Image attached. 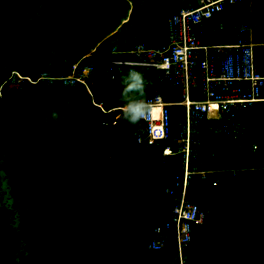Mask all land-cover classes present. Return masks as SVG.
<instances>
[{"label": "trees", "instance_id": "16d2710c", "mask_svg": "<svg viewBox=\"0 0 264 264\" xmlns=\"http://www.w3.org/2000/svg\"><path fill=\"white\" fill-rule=\"evenodd\" d=\"M252 2L264 12V0ZM182 3L0 0V264L175 263L172 242L161 252L148 245L163 222L150 220L169 215L173 205L165 189L182 169V154L163 159L164 142L135 143V125L113 110L124 103L127 75L92 77L91 94L83 85L31 83L14 73L33 80L44 72L62 76L95 48L164 44L168 18ZM142 74L144 99L154 89L167 101L181 98L152 70ZM36 91L55 104L43 115L32 99ZM62 96L72 98L67 108L58 107ZM171 109L176 136L183 107ZM244 119L241 140L213 138L208 122L200 128L202 145L191 166L207 174L193 176L189 196L208 215L196 228L187 264H264V106L247 108ZM111 132L120 162L112 167L104 156ZM173 137L167 143L178 151ZM67 175L81 184L75 192Z\"/></svg>", "mask_w": 264, "mask_h": 264}, {"label": "built area", "instance_id": "2783aa9c", "mask_svg": "<svg viewBox=\"0 0 264 264\" xmlns=\"http://www.w3.org/2000/svg\"><path fill=\"white\" fill-rule=\"evenodd\" d=\"M245 1L183 0L179 9L168 18L164 44L151 45L141 41L128 49L114 46L110 50L99 51L95 48L72 65L70 74L62 76L44 72L33 80L19 72L14 73L20 80L31 83L60 81L69 87L83 85L93 94L92 77L102 75L115 81L131 70L141 73L152 70L161 82L180 88L178 101H167L160 94L145 98L158 103L162 115L155 120L140 121L134 132L138 145L167 143L175 136L171 107H183V120L173 137L179 145L178 151L167 143L162 152L163 159L182 154V169L175 174L173 184L165 189L173 205L167 219L154 226V236L148 245L150 250L161 252L167 250L172 242L174 264H187L196 228L205 224L208 215V210L189 196L193 176L200 174L206 177L207 174V171L191 166L202 145L200 125L208 122L213 138L221 135L239 140L247 130L241 117L244 110L255 103L264 106V74L257 67L254 50L257 44L245 38L252 32V23L234 25L237 31L234 43L206 44L202 41L209 22L218 19L216 32L225 31L228 23L223 14ZM98 105L104 110L102 104ZM121 109L122 106L113 110ZM119 117L120 114L116 116ZM257 149L255 144L253 150Z\"/></svg>", "mask_w": 264, "mask_h": 264}, {"label": "crops", "instance_id": "0c3cea01", "mask_svg": "<svg viewBox=\"0 0 264 264\" xmlns=\"http://www.w3.org/2000/svg\"><path fill=\"white\" fill-rule=\"evenodd\" d=\"M223 16L226 22L228 23L227 29L225 31L217 33L216 28H217L218 19H214L213 21L209 22L208 30L206 34L203 36L202 41L206 44L234 43L235 41H237V31L234 28V25H240L242 23H252L253 25L252 32L250 34L248 33L245 38L247 41H252L255 44H257L254 48L255 53H256L257 67L264 74V12L261 6H258V4H256L253 7L252 0H246L243 3L230 7L227 11H225ZM161 83L170 84L168 82H161ZM178 89L180 90V88ZM180 93H181V90H180ZM155 94L162 95L161 93H155ZM155 94H152V95H155ZM246 111L247 109H245L241 115L244 122H245L244 113ZM202 125H200L199 129L201 128ZM207 130L210 133L208 125H207ZM200 133H201V129L199 130V136H200ZM242 137L239 140H241Z\"/></svg>", "mask_w": 264, "mask_h": 264}, {"label": "clouds", "instance_id": "9594fccd", "mask_svg": "<svg viewBox=\"0 0 264 264\" xmlns=\"http://www.w3.org/2000/svg\"><path fill=\"white\" fill-rule=\"evenodd\" d=\"M121 83L123 85L121 99L124 101L121 111L129 124L136 125L142 120H155L162 115V108L158 103L144 99L146 81L141 72L129 71ZM53 115L55 118V113Z\"/></svg>", "mask_w": 264, "mask_h": 264}, {"label": "rangeland", "instance_id": "374dc122", "mask_svg": "<svg viewBox=\"0 0 264 264\" xmlns=\"http://www.w3.org/2000/svg\"><path fill=\"white\" fill-rule=\"evenodd\" d=\"M174 6L175 5H172V8ZM18 78H19V76H18ZM177 91L178 90L175 89V92L176 93H177ZM157 92L158 91L156 89H154V90L151 91L152 94H155ZM32 99L35 101V106H36V108L39 111L38 113L39 114H42V115L45 114L48 111V108H47L48 106H51V105L54 106L55 105L54 102H53V100L51 99V97L48 96L46 93H44L42 91H36L35 93H33L32 94ZM71 99L72 98L70 97V98H68V100H65V98L62 96L60 98V100H59L60 103H59L58 107H60V108L61 107L67 108L68 107V104L72 102ZM113 136H114L113 135V132H111V133L108 134L109 144H108L107 148L104 151V156H107L108 157V162L110 163L111 167L113 165H115V164H120L119 158H117L116 155L114 154V148H113V146L111 144V140H112ZM73 177H75V176H73V175L68 176L67 175V181H68L69 187L72 189V192H75L76 188L77 187L79 188L81 186V184H79V183H73L72 182L73 181ZM167 217H168V213L166 212V213H164L163 215H161L159 217H155V218L151 219L150 221H151V224L152 225H155L159 221L166 220ZM148 258L150 260H153V259L155 260L156 259L153 253H149L148 254Z\"/></svg>", "mask_w": 264, "mask_h": 264}]
</instances>
